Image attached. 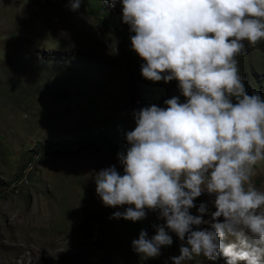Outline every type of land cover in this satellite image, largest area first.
I'll use <instances>...</instances> for the list:
<instances>
[{"label": "rangeland", "instance_id": "obj_1", "mask_svg": "<svg viewBox=\"0 0 264 264\" xmlns=\"http://www.w3.org/2000/svg\"><path fill=\"white\" fill-rule=\"evenodd\" d=\"M132 35L119 0H83L78 12L68 0H0V264H172L186 246L169 231L171 246L142 258L132 241L141 230L156 234L153 226L166 223L159 212L110 219L128 206L106 207L96 193L95 174L115 166L123 175L117 153L134 112L174 96L185 102L175 80L142 77ZM245 47L237 57L245 89L264 98V41ZM251 182L264 191V161ZM214 199L194 200L190 213L204 204L207 223L193 230L215 222Z\"/></svg>", "mask_w": 264, "mask_h": 264}, {"label": "clouds", "instance_id": "obj_2", "mask_svg": "<svg viewBox=\"0 0 264 264\" xmlns=\"http://www.w3.org/2000/svg\"><path fill=\"white\" fill-rule=\"evenodd\" d=\"M115 7L117 0H102ZM122 22L129 26L132 50L144 61L141 75L153 83H178L179 97L165 107L134 112L128 147L117 153L123 167L94 176L96 193L106 207L128 206L110 219L140 221L147 211L166 223L132 241L133 251L154 259L173 243L186 246L172 264L196 257L226 264H264V191L251 182L264 161V98L249 95L237 57L245 42L264 41V0H119ZM83 0H68L78 12ZM213 195L209 228L206 206L192 215L194 200ZM223 218V222H219ZM166 229L168 231H166ZM231 238L229 242L226 239Z\"/></svg>", "mask_w": 264, "mask_h": 264}, {"label": "bare ground", "instance_id": "obj_3", "mask_svg": "<svg viewBox=\"0 0 264 264\" xmlns=\"http://www.w3.org/2000/svg\"><path fill=\"white\" fill-rule=\"evenodd\" d=\"M140 103H141V102H140ZM141 104H142V103H141ZM127 147H128V144H127V142H126V143H124V146L122 145V147H121V152H124V150H126ZM125 154H126V152H125Z\"/></svg>", "mask_w": 264, "mask_h": 264}, {"label": "built area", "instance_id": "obj_4", "mask_svg": "<svg viewBox=\"0 0 264 264\" xmlns=\"http://www.w3.org/2000/svg\"><path fill=\"white\" fill-rule=\"evenodd\" d=\"M136 103H137V106H138V107H141L140 100H137ZM124 152H126V150H124Z\"/></svg>", "mask_w": 264, "mask_h": 264}]
</instances>
